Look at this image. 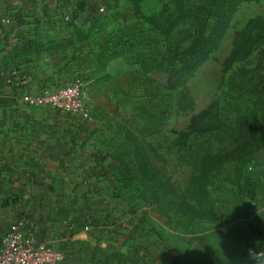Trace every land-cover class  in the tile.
Instances as JSON below:
<instances>
[{
	"label": "crops",
	"instance_id": "1",
	"mask_svg": "<svg viewBox=\"0 0 264 264\" xmlns=\"http://www.w3.org/2000/svg\"><path fill=\"white\" fill-rule=\"evenodd\" d=\"M150 3L0 0V244L22 217L38 237L65 251L63 264H173L167 245L153 239L140 255L133 222L139 212L119 193V165L111 162L116 151L103 145L113 133H101L96 118L78 121L19 99L78 73L99 89L111 78L110 61L124 58L123 45L140 41ZM105 122L112 131V121ZM221 261L214 257L212 264ZM201 262L209 263L205 256Z\"/></svg>",
	"mask_w": 264,
	"mask_h": 264
},
{
	"label": "rangeland",
	"instance_id": "2",
	"mask_svg": "<svg viewBox=\"0 0 264 264\" xmlns=\"http://www.w3.org/2000/svg\"><path fill=\"white\" fill-rule=\"evenodd\" d=\"M199 2L151 0L149 12L145 14V18L150 15V23L142 18L146 24L140 29V41L123 45L124 58L110 61L107 68L110 79L99 89L90 86L85 73L62 81L63 84L81 83L84 102L91 114L85 122L96 118L101 133H113L112 140L104 141L103 145L113 150L112 154L116 151L111 162L119 165L115 170L122 181L119 193L134 200L139 212L133 222L139 233L141 256L147 252L149 239H153L151 243L167 245L166 257L173 264H202L204 256L208 264H212L214 257L222 260L221 264H264V51L258 50L249 60L237 62L232 69L224 71L222 63L229 47L225 37L213 56L186 81L193 108L180 110L178 100L184 84L168 87L169 73L175 65L161 59V55L169 40L174 44L180 41L182 46L189 43L185 38L189 27L194 26L189 17ZM255 13L264 15V0L240 2L231 25H241ZM165 16L173 19L169 26ZM212 21L207 19L208 28L214 27ZM163 26L170 28L169 37ZM213 100L221 103L229 127L200 137L198 153L201 156L212 151L221 153L235 147L243 137L251 135L253 123L259 122L262 130L256 134L255 150L244 160L223 161L213 166L208 173L206 190L188 197L175 208L160 187H156L157 177L146 180L136 169L132 138L147 143L153 159L148 161L154 162L152 167L163 166L165 175L161 179L166 183L168 177L172 185L167 182L166 188L173 197L171 186L184 188L195 181L198 171L194 164L180 159L176 146L173 148L177 132L187 127L193 113ZM68 116L81 121L79 115ZM105 120L112 121L107 125L113 123L112 131L110 127L103 128L107 124ZM156 153L164 155L167 161ZM132 225L131 220L129 227ZM163 258L160 255L157 260Z\"/></svg>",
	"mask_w": 264,
	"mask_h": 264
},
{
	"label": "trees",
	"instance_id": "3",
	"mask_svg": "<svg viewBox=\"0 0 264 264\" xmlns=\"http://www.w3.org/2000/svg\"><path fill=\"white\" fill-rule=\"evenodd\" d=\"M244 1L260 0H200L199 4L195 6L196 8H193L194 12L189 17V22L194 24V26L189 27V33L185 38L189 43L182 46L179 43L180 41L175 44L171 40L167 42L161 59L168 60L175 65V68L169 73L171 76L168 78V87L176 88L184 84L178 100V108L180 110H190L193 108V103L188 95L186 81L195 73L199 66L213 56L214 52L220 48L225 37L228 39L229 47L222 63L224 71L232 69L237 62L249 60L258 50L264 51L263 14H251L241 25L235 27H233V24L231 25V19L238 4ZM178 12L184 14L182 10ZM208 18L213 19V28L207 27ZM196 19L197 21H195ZM172 20V17L165 16L167 25L172 24ZM163 28L166 36L169 37L170 28L164 26ZM231 29L232 31L230 32ZM245 73L248 75L247 69ZM228 127L229 122L223 112L221 103L218 100H213L204 108L193 113L187 127L177 132L172 145L173 148L176 146L180 159H185L186 162L194 164L198 167V171L195 181H190L184 188L181 189L179 185L178 187L171 186V191L175 194L173 197L168 195L171 192H168L169 190L166 188L167 182H169L167 180L168 177H166V183L161 179V176L165 175L163 166L152 167L154 162L149 163L148 161V159H152V155H150L151 150L147 147V143H142V141L133 137L131 150L136 161V169L146 180H154L157 177L154 180V183L157 184L156 187H160L162 194L167 196V200L171 205L179 208L181 203H185L188 200V197L197 196L198 192L206 190L208 173L213 166L223 161L244 160L254 152V143L258 140L256 134L258 130H262V124L259 122L253 123L251 135L243 137L235 147L221 153L212 151L202 156L198 153L199 150L196 147L198 146L200 137L205 134H213L217 131L226 130ZM243 148L246 150H243ZM156 155L164 162L167 161L164 155L157 153ZM178 198L181 200L177 201ZM129 204H131L129 206L133 207L132 203Z\"/></svg>",
	"mask_w": 264,
	"mask_h": 264
},
{
	"label": "built area",
	"instance_id": "4",
	"mask_svg": "<svg viewBox=\"0 0 264 264\" xmlns=\"http://www.w3.org/2000/svg\"><path fill=\"white\" fill-rule=\"evenodd\" d=\"M104 10V6L100 7ZM69 19V15L65 16ZM19 99L37 106H52L60 112L90 118L80 82L61 84L39 91L22 92ZM86 224L85 229H90ZM64 250L49 245L38 237L23 218L12 221L0 244V264H63Z\"/></svg>",
	"mask_w": 264,
	"mask_h": 264
},
{
	"label": "clouds",
	"instance_id": "5",
	"mask_svg": "<svg viewBox=\"0 0 264 264\" xmlns=\"http://www.w3.org/2000/svg\"><path fill=\"white\" fill-rule=\"evenodd\" d=\"M249 255H250V256L253 255V253L251 252V250H250V252H249Z\"/></svg>",
	"mask_w": 264,
	"mask_h": 264
}]
</instances>
